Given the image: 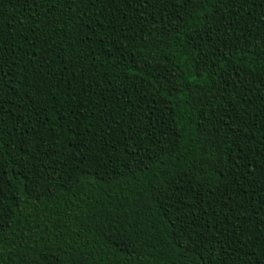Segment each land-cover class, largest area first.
I'll return each mask as SVG.
<instances>
[{
  "label": "trees",
  "instance_id": "16d2710c",
  "mask_svg": "<svg viewBox=\"0 0 264 264\" xmlns=\"http://www.w3.org/2000/svg\"><path fill=\"white\" fill-rule=\"evenodd\" d=\"M0 264H264V0H0Z\"/></svg>",
  "mask_w": 264,
  "mask_h": 264
}]
</instances>
